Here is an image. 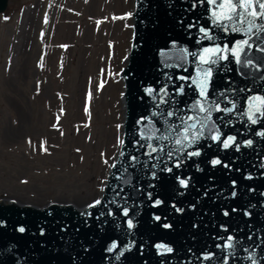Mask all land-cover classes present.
<instances>
[{
	"label": "water",
	"instance_id": "obj_1",
	"mask_svg": "<svg viewBox=\"0 0 264 264\" xmlns=\"http://www.w3.org/2000/svg\"><path fill=\"white\" fill-rule=\"evenodd\" d=\"M8 4L0 0V15ZM212 11L207 0H134L131 44L120 73L123 144L98 198L101 203L36 207L0 199V264H223L225 258L227 264H264V137L257 135L264 131V119L253 125L244 115L250 101L259 108L261 102L254 98L264 97L259 42L244 50L247 57L241 56L240 65L229 51L226 60L213 66L207 93L209 106L225 109L234 104L233 112L212 111L210 125L215 123L222 139L235 136L239 151L208 139L207 129L196 145L174 152L171 159L167 153L177 146L142 139L146 130L159 136L169 125H180V117L207 115L189 111L200 99L197 84L202 81L197 77L208 67L200 62V54L208 48L231 50L247 38L224 32ZM202 28L213 38H205ZM245 59L250 64H244ZM181 86L184 94L177 95ZM148 88L155 91L150 95ZM247 140L253 141L250 147L243 144ZM149 143L164 149L152 153ZM195 150L201 155L189 158L187 153ZM177 156L182 160L179 168ZM215 158L222 164L213 166ZM178 178H190L189 186L182 188ZM157 200L162 203L157 205ZM125 208L128 216L123 215ZM21 226L24 233L18 231ZM228 236L235 238L236 246L217 247ZM114 241L117 249L107 251ZM161 243L173 252L159 254L156 245ZM204 254L213 255L204 260Z\"/></svg>",
	"mask_w": 264,
	"mask_h": 264
},
{
	"label": "rangeland",
	"instance_id": "obj_2",
	"mask_svg": "<svg viewBox=\"0 0 264 264\" xmlns=\"http://www.w3.org/2000/svg\"><path fill=\"white\" fill-rule=\"evenodd\" d=\"M82 1L9 0L0 15V199L80 208L101 195L122 141L114 88L130 46L116 33L133 10Z\"/></svg>",
	"mask_w": 264,
	"mask_h": 264
},
{
	"label": "snow or ice",
	"instance_id": "obj_3",
	"mask_svg": "<svg viewBox=\"0 0 264 264\" xmlns=\"http://www.w3.org/2000/svg\"><path fill=\"white\" fill-rule=\"evenodd\" d=\"M210 6L213 7L212 17L213 19L221 26L224 32L235 31L244 34L247 38L237 42V44L229 50L228 48H216V49H204L200 54V62L202 64H207L208 67L206 69H201L202 76L198 75L197 80L202 81L197 84L198 87V95L200 97L199 100L194 101L191 106H189V111L193 113H206L203 117L199 115H192L187 117H180L181 124L180 125H169L168 129L165 133L154 136L151 134L152 130H146V132L142 135V139L146 140H168L171 144L177 146L174 151L170 150L167 155L169 159H171L175 153H183L186 149L192 148L197 142L204 138L205 130L207 129L209 135L208 139L222 144L224 149H229L233 145L236 147V151L240 150L241 144L237 143L235 136H227L222 139L223 133L220 132L219 128L216 127L215 123L211 121V112L216 111H225V112H233L235 111V106L233 104L232 108L220 109L218 105L215 107L209 106L207 104L208 101V88L210 87L211 77H212V67L215 66L220 60H226L228 58L229 51L232 57L235 59L236 63L240 65L242 63L241 56L247 57V53L244 51L246 48L251 49L253 43H258V50L264 52V0H207ZM226 10V11H225ZM131 16V13L128 14ZM202 32L205 33V38L212 39L208 32H206L203 28ZM255 35L256 39L253 40L252 36ZM185 52L187 50H184ZM244 64H250V60L245 59L243 61ZM180 80L188 79L187 77H179ZM146 91L151 95L155 90L152 88L146 89ZM184 88L181 86L177 89V95H183ZM164 95H167L165 91ZM221 96L224 93H220ZM259 99L261 104L259 108H256L251 105L248 111L244 113L247 120L255 125L261 119H264V97L254 98ZM232 103V101H229ZM173 111H169L167 113V117H171L173 115ZM162 115H164L162 113ZM159 132V129L155 130ZM257 135L264 137V131H260ZM123 144V141H120ZM252 140L244 141V146L250 147L252 145ZM148 147L151 149V152L154 153L156 151H163L164 145H160L159 147L153 146L151 143L148 144ZM151 154V153H149ZM188 157H198L201 155L199 150L190 151L187 153ZM135 157H133V160ZM182 160L177 156L176 167L179 168L181 166ZM211 164L213 166H218L222 164V161L219 158H215L211 160ZM115 167V165H113ZM223 167L228 168V164H223ZM164 171L171 172L172 168L165 167ZM251 178V177H248ZM190 178L180 179L178 178V182L182 188H187L189 186ZM235 181H232L233 186L235 185ZM233 197L236 195V192L232 193ZM101 201L98 199L93 204L89 205V207H95L99 205ZM162 201L157 200L156 204H161ZM177 211H181V209H177ZM111 214V213H110ZM127 208L124 209L123 215L128 216ZM225 216L229 215L227 211L223 213ZM155 219L159 220L160 217H155ZM127 226L129 229L134 227L131 219L127 221ZM164 227L168 228L171 225H164ZM223 227V226H222ZM227 229H225L226 231ZM18 231L20 233H24L26 229L24 227H19ZM235 238L232 236H228L225 240L223 246L217 245V247H223V249H233L235 247ZM117 243L114 241L109 245L107 251L111 252L117 249ZM156 248L159 254L163 255L166 253H172L173 248L166 244H157ZM213 254H204V260H210ZM119 258V257H117ZM252 259V257H249ZM223 264H227V258H225ZM255 264V262H254Z\"/></svg>",
	"mask_w": 264,
	"mask_h": 264
},
{
	"label": "bare ground",
	"instance_id": "obj_4",
	"mask_svg": "<svg viewBox=\"0 0 264 264\" xmlns=\"http://www.w3.org/2000/svg\"><path fill=\"white\" fill-rule=\"evenodd\" d=\"M134 0H132V2H130L131 3V5H130V11H132L133 9H134ZM95 3H96V0H83L82 2H80V4H79V7L80 8H83V7H85L87 10H92V4L93 5H95ZM117 3L119 4V5H122V6H127L126 4H125V1L124 0H117ZM128 7V6H127ZM79 8V9H80ZM129 11V10H128ZM129 11V12H130ZM78 15H79V12L77 13ZM70 16V15H69ZM65 18V17H64ZM76 19V18H75ZM67 21H69V23L70 24H68V28L67 29H69V28H72V19L71 18H69V20H67ZM124 21H125V19H124ZM68 23V22H67ZM128 24H133V21L131 20V21H129V23ZM124 24L123 23H120L119 22V26H118V29H117V33L116 34H118L117 36L120 38V39H123V41L126 43V46L127 47H129L130 46V42H131V37H132V28H131V30H128V34L126 35L125 34V32H124ZM116 28H117V26H116ZM129 28V27H128ZM127 28V29H128ZM115 29V28H114ZM85 33L86 34H91L92 33V31H91V29L89 28V27H86V30H85ZM117 36H116V38H117ZM119 41V40H118ZM119 46V45H118ZM119 48V47H118ZM122 51V50H121ZM123 51H124V49H123ZM129 52V51H128ZM128 52H126V53H128ZM124 54V53H123ZM124 61V60H123ZM116 62H117V60H116ZM123 63V62H122ZM121 64V63H120ZM122 65V64H121ZM121 65H120V67H121ZM125 66V65H124ZM119 89V90H118ZM117 90H118V94H116L117 93ZM113 92V91H112ZM123 92H124V82H123V80L120 82V83H118L117 84V86H115V88H114V94H115V96L120 100V105H122L123 106V100H122V95H123ZM121 100H122V103H121ZM120 107V106H119ZM117 108H118V105H117ZM117 112V111H116ZM123 115H124V113H123ZM123 120H124V116H123ZM122 132H123V129H122ZM102 193V192H101ZM101 196V195H100ZM77 207V206H76Z\"/></svg>",
	"mask_w": 264,
	"mask_h": 264
}]
</instances>
